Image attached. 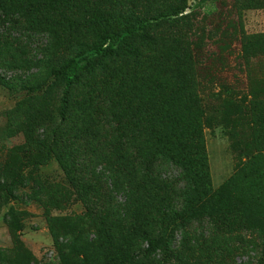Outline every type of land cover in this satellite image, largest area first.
<instances>
[{
    "label": "rangeland",
    "instance_id": "374dc122",
    "mask_svg": "<svg viewBox=\"0 0 264 264\" xmlns=\"http://www.w3.org/2000/svg\"><path fill=\"white\" fill-rule=\"evenodd\" d=\"M90 1L93 10L60 5L40 16L29 10L31 0H17L22 13L0 15V264H63L65 243L95 237L54 157L55 140L75 134L104 156L120 131L140 144L135 133L147 118L164 111L183 118L195 112L192 102L201 112L191 126L200 132L211 189L246 164L230 189L256 204L247 227L218 231L200 218L176 229L170 244L177 254L168 264H255L264 239V0H186L176 20L150 26L147 39L130 40L122 54L80 73L61 124V82L50 72L92 37L88 12L147 16L178 0ZM161 170L177 175L172 166ZM94 171L111 174L106 165ZM125 192L112 197L118 214L129 205Z\"/></svg>",
    "mask_w": 264,
    "mask_h": 264
},
{
    "label": "trees",
    "instance_id": "16d2710c",
    "mask_svg": "<svg viewBox=\"0 0 264 264\" xmlns=\"http://www.w3.org/2000/svg\"><path fill=\"white\" fill-rule=\"evenodd\" d=\"M27 4L40 16L60 5L93 10L90 0H31ZM25 8L17 0H0V15H19ZM186 9V0H178L147 16L89 11L86 26L92 37L72 48L50 72L61 82L59 123L63 124L68 116L70 90L80 73L100 66L102 59L110 55L122 54L130 40L147 39L150 26L172 22ZM192 103L195 112H185L183 118L168 111L152 114L142 132L135 133L141 137L140 144L128 138L125 130L120 131L104 156H98L95 147L79 144L75 134H69L64 142L53 138L59 144L54 157L92 217L95 231L93 239L78 235L64 244L66 251L60 253L63 264H168L170 257L177 254L170 244L176 229L190 228L200 218H206L218 231L251 223L256 198L246 199L240 190L230 189L235 176L248 165L238 166L225 183L211 189L200 132L191 126L192 115L201 112ZM58 137L63 135L58 133ZM95 164L108 166L111 174L94 171ZM163 166L176 168L177 175L160 176ZM123 190L129 205L122 206L119 215L110 204L113 194ZM155 217L158 228L153 224ZM138 240L146 247L139 248ZM156 254L160 257L153 262ZM255 264H264V239Z\"/></svg>",
    "mask_w": 264,
    "mask_h": 264
}]
</instances>
